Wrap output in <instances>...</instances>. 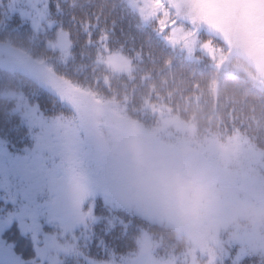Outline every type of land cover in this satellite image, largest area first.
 <instances>
[{
  "label": "snow or ice",
  "instance_id": "snow-or-ice-1",
  "mask_svg": "<svg viewBox=\"0 0 264 264\" xmlns=\"http://www.w3.org/2000/svg\"><path fill=\"white\" fill-rule=\"evenodd\" d=\"M91 3L0 0V64L23 70L0 71V82L15 80L17 88L0 93V264H188L185 253L138 247L145 229L137 214L92 186L80 97L108 72H131L134 59L143 61L136 33L191 58L197 23L225 31L229 14L221 5H194L189 30L164 0H126L111 19ZM14 36L41 51L17 46ZM248 39L264 43V32ZM85 60L91 69L81 80ZM204 255L206 264H264V251L247 238L221 241Z\"/></svg>",
  "mask_w": 264,
  "mask_h": 264
},
{
  "label": "clouds",
  "instance_id": "clouds-1",
  "mask_svg": "<svg viewBox=\"0 0 264 264\" xmlns=\"http://www.w3.org/2000/svg\"><path fill=\"white\" fill-rule=\"evenodd\" d=\"M4 70L23 72L0 64ZM99 95L100 102L91 95L80 97L87 140L83 159L94 188L135 213H163L177 252L206 253L225 233L233 242L247 238L255 251H264V186L248 154L173 118L146 123ZM223 170L247 174L255 182L244 193L227 191L217 179ZM135 243L149 244L152 252L158 247L144 233ZM194 264L205 262L196 258Z\"/></svg>",
  "mask_w": 264,
  "mask_h": 264
},
{
  "label": "trees",
  "instance_id": "trees-1",
  "mask_svg": "<svg viewBox=\"0 0 264 264\" xmlns=\"http://www.w3.org/2000/svg\"><path fill=\"white\" fill-rule=\"evenodd\" d=\"M125 3L126 0H92L90 10L104 9L116 16L123 11ZM207 37L212 40L213 36L207 35ZM12 40L17 46L32 48L34 55L41 51L33 48L26 37L14 36ZM141 43L147 45V37L146 34L138 32L136 44L139 46ZM150 51L152 53L150 59L143 57L142 62L133 60L131 72L136 77L134 86L123 89L119 83H116L115 87L107 83L105 88H96L95 92L103 93L111 100L118 101H124V96H128L138 104L128 100V108L125 110L127 114L140 120L146 118L137 113L139 105L148 106L150 100H155L157 105L155 111H158L160 106H164L162 103H166L174 116L181 121L189 123L194 120H206L199 122H207L206 127L213 128L214 135L220 140L227 141L243 136L241 139L245 145L264 154V88L247 81L240 74L230 73L228 69L218 67L213 59L205 54L197 60H188L181 51L178 50L179 55H175L170 48L164 47L155 40L152 41ZM202 53L199 51V54ZM127 73L123 74L121 82L128 83ZM79 79L83 80V78ZM13 81L15 80L7 81V88L6 84H1L0 91L17 90ZM138 86L140 88L143 86L144 94L137 93L133 96L131 90ZM162 88L166 92H163ZM149 95L156 99H149ZM205 115L207 117H204ZM199 122L194 121L196 124L204 125ZM198 129L201 131L200 127ZM137 216V222L149 226L150 231L153 232L155 225L156 230L162 229V235L168 232L164 223L153 220L149 222L148 219H143L138 214Z\"/></svg>",
  "mask_w": 264,
  "mask_h": 264
},
{
  "label": "rangeland",
  "instance_id": "rangeland-1",
  "mask_svg": "<svg viewBox=\"0 0 264 264\" xmlns=\"http://www.w3.org/2000/svg\"><path fill=\"white\" fill-rule=\"evenodd\" d=\"M215 4L224 6L225 11L229 14L227 20L225 22V31H219L213 27H211L207 23L198 22L197 27L199 28L198 33V42L195 46L193 54L191 58L188 56L187 52H181L183 55H186V59L197 60L199 57H203V54L210 56L213 61L216 63L218 67H223V69H228V72L240 74L247 81H251L254 84L258 85L261 88H264V43L257 42L255 45L249 42V35L264 32V0H164V7L172 14V17L180 18L183 22V26L191 29L192 25L189 23L191 17L189 16V11L194 5H208ZM175 5V6H173ZM99 11V10H98ZM103 16L111 19L113 17L112 13H108V11L102 9ZM177 12H179V17H177ZM234 14V15H233ZM171 21H169V24ZM207 35H212V40H210ZM220 41V42H219ZM148 42V41H147ZM172 50V49H171ZM173 51V50H172ZM199 51H202V54H199ZM150 45L144 46V58L152 57V54L149 55ZM175 55L178 54V50L173 51ZM51 55V53H48ZM141 62V61H140ZM85 64H89L88 68L82 70L81 75L78 78H83L84 75H87L91 69V65L89 61L85 60ZM143 65V63H142ZM194 65L197 66L196 62ZM133 69V66H132ZM97 73H101V69H96ZM131 73V74H130ZM124 73L121 74H113L108 72L104 76L103 83L99 86V88H105L107 83H111L112 87H115L116 83L123 89H127L129 86L135 85L136 77L132 72H128L127 79L128 83L121 82V78ZM149 76V75H148ZM17 79H24L26 81V85L31 82L23 77H17ZM15 86L16 82L13 81ZM5 82H0L1 84H6ZM94 85L96 91V84ZM145 85V83L143 84ZM7 88V84L5 85ZM143 88V86H142ZM139 86L134 87L131 90L132 95L134 96L137 93L144 94V88L142 89ZM93 92L91 96L95 97L98 102L101 100V96L96 92ZM163 92H166L164 88H162ZM124 96V95H123ZM132 96V97H133ZM124 101L113 100L117 104H121L123 109L126 112L125 108H128V96H124ZM149 99H153L155 97L148 96ZM121 98V97H120ZM156 99V98H155ZM133 104H138L136 101L132 100ZM147 105H139L137 108V113L145 116L146 120H142L149 124H159L162 121L173 118L177 123L180 124H191L195 127L197 131H199L198 127L201 128V131L214 135L212 129H208L207 122H199L206 121L203 119L194 120L196 122L204 124L201 126L200 124H196L193 122H185L181 121L178 117L174 116L173 112L169 109V105L166 103H162L164 106H160L158 111H155L156 101L150 100ZM48 107H51L49 104ZM149 111L147 112V110ZM135 113V112H134ZM204 117H207L206 115ZM238 121V119H237ZM209 124V123H208ZM205 127V128H204ZM84 136V132L82 133ZM217 136V135H214ZM243 136H238L237 139H231L227 141L220 140L221 143L231 150L243 151L248 154L252 160L255 162V167L257 168L260 175V183L264 186V154H262L257 149H253L248 147L243 143L244 141L241 139ZM87 150V146H86ZM219 184L227 191L240 192L244 193L251 189L254 184L253 177L247 174H239L233 175L231 172L227 170H223L218 173L217 176ZM139 217L143 219L153 220V222L164 223V214L160 213L158 215H154L149 217L147 215H143L140 213H136ZM150 222V221H149ZM143 229H145L144 234H147L156 241L158 247L155 252L157 254L162 255L164 252H175L177 254L185 253L188 257V264H194L196 258H201L206 264V257L204 252H192V251H183L177 252L172 247V241L170 239V232L168 231L164 235H162V229L156 230V226L153 227V232L150 231L149 226L143 224V222L139 223ZM221 241L227 242L229 241L227 234L225 233L221 237ZM169 245V246H168Z\"/></svg>",
  "mask_w": 264,
  "mask_h": 264
}]
</instances>
